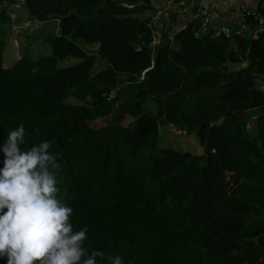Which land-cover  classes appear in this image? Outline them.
<instances>
[{
	"label": "trees",
	"instance_id": "16d2710c",
	"mask_svg": "<svg viewBox=\"0 0 264 264\" xmlns=\"http://www.w3.org/2000/svg\"><path fill=\"white\" fill-rule=\"evenodd\" d=\"M21 1L58 31L16 45L0 10V264H264L261 17L175 49L150 0Z\"/></svg>",
	"mask_w": 264,
	"mask_h": 264
},
{
	"label": "crops",
	"instance_id": "0c3cea01",
	"mask_svg": "<svg viewBox=\"0 0 264 264\" xmlns=\"http://www.w3.org/2000/svg\"><path fill=\"white\" fill-rule=\"evenodd\" d=\"M151 7L147 16L154 27L153 34L158 37L161 30L168 31L172 46L178 49L180 44L175 35L185 28L189 23L195 21L194 13L199 9H207L210 13L208 27L214 33L228 30L226 33L240 31L239 28L247 29V16L258 15L264 20L261 10L264 8V0H150ZM209 31V29H207ZM257 33V32H254ZM90 50L97 53L98 44H93ZM95 53V54H96ZM100 64H106L103 60ZM246 65L244 62L243 65ZM236 68V64H230ZM263 84V83H261Z\"/></svg>",
	"mask_w": 264,
	"mask_h": 264
},
{
	"label": "rangeland",
	"instance_id": "374dc122",
	"mask_svg": "<svg viewBox=\"0 0 264 264\" xmlns=\"http://www.w3.org/2000/svg\"><path fill=\"white\" fill-rule=\"evenodd\" d=\"M2 8H8V13L10 14L12 20L15 21V24L13 26V29L9 32V35L7 36L9 40H12L14 44L20 45L24 44L25 40L27 39L25 36L20 35L19 32L21 30H24L25 28H29L30 32H38L42 36H47L52 32L58 31L57 28V22H50V23H43L40 21H34L31 19L23 5L22 1L19 0L18 2L14 4H4L0 6V10ZM261 23H264V20L261 19ZM240 30L242 28H239ZM85 45L83 41H81V45ZM91 46H86L87 50ZM41 52V51H40ZM38 52V53H40ZM47 49H44L43 53H46ZM92 53H96L94 50H90ZM101 59V58H98ZM96 60L93 66V71H96L98 68L103 67L105 64H100L101 60ZM259 83H263V81L260 79L258 80ZM154 105V104H152ZM156 105V104H155ZM156 108V106H155ZM170 126H161L160 133L158 136L157 144L159 147H172L181 151H189L193 154H199L202 152L203 147L199 141L198 135L196 132L192 133H185L183 131L179 130H168Z\"/></svg>",
	"mask_w": 264,
	"mask_h": 264
},
{
	"label": "built area",
	"instance_id": "2783aa9c",
	"mask_svg": "<svg viewBox=\"0 0 264 264\" xmlns=\"http://www.w3.org/2000/svg\"><path fill=\"white\" fill-rule=\"evenodd\" d=\"M194 19H202L203 22V31L207 30V24L208 20L210 19V13L207 9H197L194 13ZM159 41V37L156 34L152 35V42L153 44H156Z\"/></svg>",
	"mask_w": 264,
	"mask_h": 264
},
{
	"label": "water",
	"instance_id": "95a60500",
	"mask_svg": "<svg viewBox=\"0 0 264 264\" xmlns=\"http://www.w3.org/2000/svg\"><path fill=\"white\" fill-rule=\"evenodd\" d=\"M258 30H259V27H257L255 30H254V32H258ZM226 32L228 31V30H225ZM245 31V29L244 28H242L241 29V32H244ZM253 32V33H254ZM245 65V64H244ZM261 89H263L264 90V80H263V84H260V86H259Z\"/></svg>",
	"mask_w": 264,
	"mask_h": 264
}]
</instances>
